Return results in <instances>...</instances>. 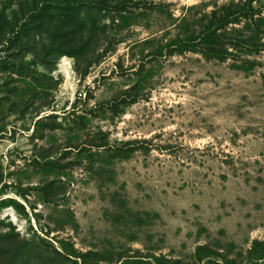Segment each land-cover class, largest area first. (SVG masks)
<instances>
[{"label": "rangeland", "instance_id": "374dc122", "mask_svg": "<svg viewBox=\"0 0 264 264\" xmlns=\"http://www.w3.org/2000/svg\"><path fill=\"white\" fill-rule=\"evenodd\" d=\"M123 263L264 264V0H0V264Z\"/></svg>", "mask_w": 264, "mask_h": 264}, {"label": "bare ground", "instance_id": "6f19581e", "mask_svg": "<svg viewBox=\"0 0 264 264\" xmlns=\"http://www.w3.org/2000/svg\"><path fill=\"white\" fill-rule=\"evenodd\" d=\"M70 63V62H69ZM69 63H68V60L65 58L64 60H63V69H64V71H65V73H66V77L68 76V77H70V74H71V70H70V65H69ZM62 68V67H61ZM71 81V80H70ZM74 87V86H73Z\"/></svg>", "mask_w": 264, "mask_h": 264}, {"label": "trees", "instance_id": "16d2710c", "mask_svg": "<svg viewBox=\"0 0 264 264\" xmlns=\"http://www.w3.org/2000/svg\"><path fill=\"white\" fill-rule=\"evenodd\" d=\"M123 264H128V263H123Z\"/></svg>", "mask_w": 264, "mask_h": 264}]
</instances>
